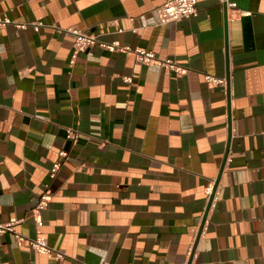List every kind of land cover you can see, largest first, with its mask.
<instances>
[{"label": "crops", "instance_id": "obj_1", "mask_svg": "<svg viewBox=\"0 0 264 264\" xmlns=\"http://www.w3.org/2000/svg\"><path fill=\"white\" fill-rule=\"evenodd\" d=\"M164 1L0 0V264H264V0Z\"/></svg>", "mask_w": 264, "mask_h": 264}, {"label": "built area", "instance_id": "obj_2", "mask_svg": "<svg viewBox=\"0 0 264 264\" xmlns=\"http://www.w3.org/2000/svg\"><path fill=\"white\" fill-rule=\"evenodd\" d=\"M198 0H165L158 8L157 12L161 22H177L185 17L196 16L198 12ZM231 6H235L234 2H229ZM8 17H3L0 15V30L4 28L7 24L11 23ZM34 28L38 29L42 22L36 21L31 22ZM29 24L27 23H16L17 27L25 28ZM69 32L74 37L73 47H74V56L77 52L84 51L87 48L95 45L99 42L97 36L94 34L87 33L78 28H70ZM101 46L110 50H119L126 52L128 54H133L136 60L145 65H156L164 68L168 72H174L176 75H182L186 72L187 68L181 65L177 60L170 56H159L153 50L146 47H129L122 46L118 42L106 43L100 42ZM206 80L208 82L223 83V79L216 78L212 75H206ZM67 137L73 140H77L79 134L76 130L69 128L67 130ZM66 152H61V156H66ZM60 167V162H55L51 168L52 174H55L58 168ZM212 186H207L206 192L208 197L212 195ZM48 205V199L44 195L39 201L37 207L39 209L45 208ZM15 223L14 222H0V235L3 233H15ZM19 239H23V236L19 235ZM31 246L39 251L49 252L51 247L49 246L47 240L43 237H37L30 240ZM101 264H109L103 262Z\"/></svg>", "mask_w": 264, "mask_h": 264}]
</instances>
